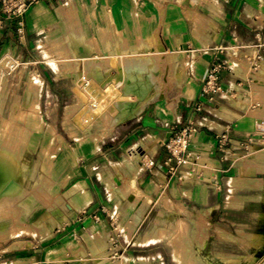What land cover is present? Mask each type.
Wrapping results in <instances>:
<instances>
[{
    "label": "crops",
    "instance_id": "1",
    "mask_svg": "<svg viewBox=\"0 0 264 264\" xmlns=\"http://www.w3.org/2000/svg\"><path fill=\"white\" fill-rule=\"evenodd\" d=\"M69 32L76 43L85 35L100 48L105 47L104 32L108 49L120 44L129 49L132 40L145 49L154 46L168 65H186V82L175 103L156 101L116 125L98 147L76 151L79 175L57 193L64 204L54 195L44 196L58 205L44 218L23 222L0 254V264H117L121 256L129 264H174V245L164 239L166 231L173 234L167 225H174L179 213L174 205L208 219L214 214L219 221L231 212L248 213L250 219L259 214L258 201L251 199L259 196L253 188L256 179L242 174L243 164L234 156L250 157L262 147L245 149L255 118L244 110L247 98L240 108L232 96L248 82L234 60L244 59L252 72L264 69V61L255 70L248 60L264 57V0H42L25 15L22 29L18 20L3 21L0 12V61L12 54L36 68L45 59L40 44L62 40ZM218 47L224 52L215 55ZM128 56L124 52L112 59ZM217 58L228 63L221 77L223 92L203 94ZM41 91L40 108L63 107L50 83L43 80ZM44 119L53 123L48 111ZM189 122L198 128L189 148L192 160L176 166L168 162L166 144ZM223 134L229 142L221 149L218 137ZM32 202L41 203L35 197Z\"/></svg>",
    "mask_w": 264,
    "mask_h": 264
},
{
    "label": "rangeland",
    "instance_id": "2",
    "mask_svg": "<svg viewBox=\"0 0 264 264\" xmlns=\"http://www.w3.org/2000/svg\"><path fill=\"white\" fill-rule=\"evenodd\" d=\"M103 38L104 48L85 35L76 43L71 32L62 40L42 42L39 49L45 53V59H40L36 68L28 60H20L12 54L4 56L10 55L0 66V154H11L19 161L23 179L12 181L8 193L0 197V207H4L0 208V254L22 231L23 222L33 220L35 216L44 218L50 207L58 205L59 202L50 205L44 196L54 195L64 204L57 193L61 186L71 184L79 175L80 161L76 151L98 147L119 123L132 119L156 101L167 99L175 103L182 94L186 65L174 63L170 66L160 49L154 46L145 49L136 40L130 42L129 49H123L122 44L108 49L105 44L107 32ZM113 39L118 41L116 35ZM124 52L129 53L128 58L112 59ZM231 54L239 55L237 51ZM233 66L244 72L248 82L238 88L232 103L244 108L241 100L247 98L244 110L254 115L255 123L264 120V69L252 72L244 59L234 60ZM171 68L172 74H169ZM33 76L41 84L31 83ZM43 80L51 84L54 98L62 101L60 109L36 110V105L40 107ZM130 92L133 93L130 95ZM32 94H36L34 99L30 97ZM131 101L138 105L135 113L121 121L122 108ZM46 111L53 123L44 122ZM33 115L39 117V123ZM8 125H11L9 132L6 131ZM18 141L21 142L18 144ZM27 147L31 150L26 156ZM234 159L243 164L244 176L256 179L253 188L258 189L259 196L251 199L258 201L256 208L260 216L253 214L250 219L248 213L231 212L226 221H219L214 214L208 219L205 214L174 205V210L179 213L174 218V225H167L173 228V234L163 226V231L168 233L164 239L174 245V264H264V185L261 184L264 181V147L250 157L236 155ZM134 167L139 169L134 171L137 176L141 170L137 164ZM127 179L131 181L135 177ZM33 197L41 203L33 204ZM34 206L35 212L32 211ZM133 206L136 208L137 203ZM181 220L192 231L180 230L178 223ZM123 261L126 264L121 256L117 264H123Z\"/></svg>",
    "mask_w": 264,
    "mask_h": 264
},
{
    "label": "built area",
    "instance_id": "3",
    "mask_svg": "<svg viewBox=\"0 0 264 264\" xmlns=\"http://www.w3.org/2000/svg\"><path fill=\"white\" fill-rule=\"evenodd\" d=\"M42 0H0L2 20H18L19 27L24 26V17L28 11ZM215 55L222 54L224 49L218 47L214 49ZM217 57V56H216ZM248 60L251 62L253 69H258L264 61V57L260 54L250 56ZM226 62L217 58V61L210 70L207 80L202 87V93L206 95H218L223 92L221 83L222 72L227 68ZM198 128L193 122H189L179 129L172 138L167 142L166 147L170 154L168 162L176 166H186L192 160V155L189 151L191 141L196 134ZM229 142L226 134L218 137V144L221 149L225 148ZM247 151L253 146L264 147V120H259L255 124L253 135L243 144ZM172 170L174 167L171 168ZM118 257L114 254V258Z\"/></svg>",
    "mask_w": 264,
    "mask_h": 264
},
{
    "label": "bare ground",
    "instance_id": "4",
    "mask_svg": "<svg viewBox=\"0 0 264 264\" xmlns=\"http://www.w3.org/2000/svg\"><path fill=\"white\" fill-rule=\"evenodd\" d=\"M65 57V56H64ZM8 58H10V55H8V56H6L4 59H3V61H1L0 62V66L2 67L4 64H5V62H7V59ZM66 58V57H65ZM9 62V61H8ZM51 62H52V60H51ZM54 64V63H53ZM13 65V64H12ZM10 67H12V66H10ZM39 75V74H38ZM31 81V83H33V84H41V82H40V80H37L34 76L32 77V79L30 80ZM135 84V83H134ZM138 84V83H137ZM132 85V84H131ZM139 85V84H138ZM141 85H142V83H141ZM140 85V86H141ZM130 87V86H129ZM135 87H137V86H135ZM138 90V89H137ZM136 90V91H137ZM134 91V90H133ZM128 92V91H127ZM133 93V92H132ZM131 92H130V95L132 94ZM142 93V92H141ZM143 96H144V94H142ZM34 96H36V94H32L30 97L31 98H33ZM137 96V95H136ZM34 99V98H33ZM34 105V104H33ZM12 106V105H11ZM24 106V105H23ZM32 106V105H31ZM137 104H135V103H132V101H131V103H128V104H126V105H124L123 106V108H122V113H123V115H122V117H120L121 118V121L122 120H124V119H127V118H129V117H132L133 116V114L135 113V110H136V108H137ZM22 107V106H21ZM36 107V110L38 109H40V107L38 106V105H36L35 106ZM29 108H31V107H29ZM33 108V107H32ZM18 110H19V108H18ZM24 110V109H23ZM32 110V109H31ZM33 110H34V108H33ZM7 111H8V109H7ZM119 111H121V110H119ZM20 112V111H19ZM22 112V111H21ZM29 113V112H28ZM121 113V114H122ZM16 114V113H15ZM23 114H26L25 112L23 113ZM119 114H120V112H119ZM120 114V115H121ZM18 115V114H17ZM16 115V116H17ZM16 116H14V117H16ZM20 116L21 117H23V115H21V113H20ZM19 116V117H20ZM13 117V118H14ZM18 117V116H17ZM27 117V116H26ZM25 117V118H26ZM33 117H35V118H38V123H39V121H40V119H39V117L38 116H36V115H33ZM134 117V116H133ZM11 118V117H10ZM12 118V119H13ZM15 119V118H14ZM17 119V118H16ZM131 119V118H130ZM128 120V119H127ZM2 121V120H1ZM8 121V120H7ZM68 121V120H67ZM66 121V122H67ZM125 121V120H124ZM259 121V120H258ZM14 122V121H13ZM12 122V123H13ZM17 122V121H16ZM117 122H119V121H117ZM8 123V122H7ZM19 123V122H18ZM24 123V122H23ZM5 124V123H4ZM16 124V123H15ZM6 126V125H5ZM8 126H10V127H8V130L6 129V131L7 132H9V130H10V128H11V125H8ZM23 128H25V127H23ZM4 129V128H3ZM5 130V129H4ZM3 131V130H2ZM6 131H5V133H6ZM17 132V131H16ZM22 132V131H21ZM11 133V132H10ZM4 134V133H3ZM13 134V133H12ZM22 135V134H21ZM5 136V135H4ZM12 136V135H11ZM17 136V135H16ZM9 137V136H8ZM27 141V140H26ZM21 142V141H20ZM19 141H18V144L20 143ZM16 144H17V142H15ZM27 143V142H26ZM6 145V144H5ZM13 145V144H12ZM16 146V145H15ZM9 147V146H8ZM13 147V146H12ZM14 148V147H13ZM30 150H31V147H27V149H26V152H25V155L27 156L28 154H29V152H30ZM2 151V150H1ZM46 156H48L47 154H45ZM18 163H19V161H17V159L14 157V156H12L11 154H6V155H1L0 154V197H2L1 195H3L5 192H7L8 191V188L11 186L10 185V183L12 182V181H20V180H22L23 178H22V175H23V173H22V175H21V171H20V166L18 165ZM21 165V164H20ZM33 165V164H32ZM26 166V165H25ZM28 170V169H27ZM26 174V173H25ZM19 184V183H18ZM264 185V184H263ZM20 186H21V184H20ZM17 187V186H16ZM19 187V186H18ZM22 187V186H21ZM8 193V192H7ZM11 193V192H10ZM12 194V193H11ZM15 194H13V196H14ZM6 196V195H5ZM10 196V195H9ZM17 196V195H16ZM15 197V196H14ZM19 197V196H18ZM17 197V198H18ZM5 198V197H4ZM3 198V199H4ZM16 199V198H15ZM6 200V198L4 199V201ZM8 200V199H7ZM3 201V202H4ZM12 201H14V199L12 200ZM2 202V201H1ZM8 202H9V200H8ZM7 201H6V206H7V203H8ZM3 204V203H2ZM12 204H13V202H12ZM0 206H2V205H0ZM4 206V205H3ZM9 206H12L11 204H9ZM13 207V206H12ZM0 208H4V207H0ZM10 208V207H9ZM13 215V214H12ZM257 216H260V214H257ZM163 224H165L166 223V221H163L162 222ZM178 225H179V228H180V230H185V231H192V228H190V227H188L187 226V224L185 223V221H183V220H181L179 223H178ZM1 229V228H0ZM184 231V232H185ZM26 232V231H25ZM250 261V260H249ZM125 263L126 264H129V260L127 259V258H125ZM246 263V262H245ZM144 264H148V262H146V263H144ZM235 264H236V262H235Z\"/></svg>",
    "mask_w": 264,
    "mask_h": 264
}]
</instances>
